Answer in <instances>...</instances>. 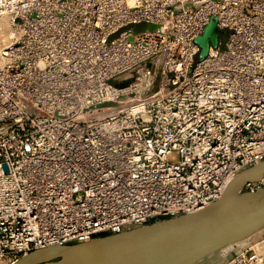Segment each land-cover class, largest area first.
<instances>
[{
  "label": "built area",
  "instance_id": "built-area-1",
  "mask_svg": "<svg viewBox=\"0 0 264 264\" xmlns=\"http://www.w3.org/2000/svg\"><path fill=\"white\" fill-rule=\"evenodd\" d=\"M2 16L1 264L198 211L264 159V0H0ZM212 18L227 37L199 57ZM138 22L158 27L120 31ZM223 257L264 264V234Z\"/></svg>",
  "mask_w": 264,
  "mask_h": 264
},
{
  "label": "water",
  "instance_id": "water-1",
  "mask_svg": "<svg viewBox=\"0 0 264 264\" xmlns=\"http://www.w3.org/2000/svg\"><path fill=\"white\" fill-rule=\"evenodd\" d=\"M215 18L196 38L203 57L221 31ZM264 177V159L238 172L206 207L115 234L33 250L13 264H197L222 247L264 234V187L243 190ZM229 257V256H228Z\"/></svg>",
  "mask_w": 264,
  "mask_h": 264
},
{
  "label": "rangeland",
  "instance_id": "rangeland-1",
  "mask_svg": "<svg viewBox=\"0 0 264 264\" xmlns=\"http://www.w3.org/2000/svg\"><path fill=\"white\" fill-rule=\"evenodd\" d=\"M6 18V21H7V23H8V27L7 28H3V30H2V33L3 34H1L0 33V48L4 45V44H6V43H8L10 40H11V38H12V36H13V34L12 35H9L10 36V38H9V36H7V34H9L8 32H9V30H11V31H13V33H14V28L10 25V22H9V18L8 17H5V16H2V17H0V19L1 18ZM10 27V29H8ZM158 27V24H156V23H149V22H138V23H133V24H128V25H126V26H123L122 28H120V31L121 30H123V29H129L131 32H132V34H135V33H138V32H140V31H144V30H148V31H151V30H154V29H156ZM117 35V33H114V34H112L110 37H109V40H111L112 38H114L115 36ZM221 40H222V42L225 40V38L227 37V32H226V30L225 31H223V33L221 34ZM9 38V39H8ZM129 39L131 40V36L129 37ZM4 40V41H3ZM111 104H113V103H111V102H108V103H106V104H104V105H111ZM247 238H244V239H240V240H238V241H235L234 243H238V242H244L245 240H246ZM233 244V243H232ZM230 245L231 244H229L228 246H226V247H223V248H221L220 250H219V252H220V254L222 255L221 257H223V255H224V249H227L228 247H230Z\"/></svg>",
  "mask_w": 264,
  "mask_h": 264
},
{
  "label": "crops",
  "instance_id": "crops-1",
  "mask_svg": "<svg viewBox=\"0 0 264 264\" xmlns=\"http://www.w3.org/2000/svg\"><path fill=\"white\" fill-rule=\"evenodd\" d=\"M219 250L214 252L213 254L203 258L198 261L197 264H221L224 260V257H221Z\"/></svg>",
  "mask_w": 264,
  "mask_h": 264
},
{
  "label": "bare ground",
  "instance_id": "bare-ground-1",
  "mask_svg": "<svg viewBox=\"0 0 264 264\" xmlns=\"http://www.w3.org/2000/svg\"><path fill=\"white\" fill-rule=\"evenodd\" d=\"M7 27H8V23H7V21H6V18H4V17L1 18V19H0V33L3 34V33H2L3 28H7ZM8 29H10V27H9ZM8 33H9V34H7V36L12 35V34H13V31L9 30ZM1 36H2V35H1ZM1 36H0V37H1ZM9 38H10V36H9ZM9 38H8V39H9ZM3 41H4V40H3ZM260 179H261V180H264V177H261ZM233 243H234V242H233ZM231 244H232V243H231ZM228 245H229V244H228ZM228 245H226V246H228ZM226 246H224V247H226ZM222 248H223V247H222ZM219 250H220V249H219ZM0 264H1V263H0Z\"/></svg>",
  "mask_w": 264,
  "mask_h": 264
}]
</instances>
